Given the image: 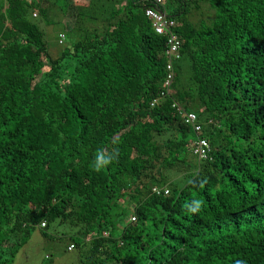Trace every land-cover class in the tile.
<instances>
[{
	"label": "trees",
	"instance_id": "obj_1",
	"mask_svg": "<svg viewBox=\"0 0 264 264\" xmlns=\"http://www.w3.org/2000/svg\"><path fill=\"white\" fill-rule=\"evenodd\" d=\"M152 1L0 0V264L36 229L78 264H264V0H163L169 86Z\"/></svg>",
	"mask_w": 264,
	"mask_h": 264
},
{
	"label": "rangeland",
	"instance_id": "obj_2",
	"mask_svg": "<svg viewBox=\"0 0 264 264\" xmlns=\"http://www.w3.org/2000/svg\"><path fill=\"white\" fill-rule=\"evenodd\" d=\"M59 5L57 4V7ZM57 7L51 9L45 18L38 20V25L45 32L46 42L52 55H58L75 39V34L70 26L64 23ZM59 34L64 35V39L60 44ZM130 221H133L132 217ZM42 233L55 235L54 230L51 228ZM67 245L68 242L64 237L59 240H47L36 229L31 233L27 243L19 249L12 264H78V251H67Z\"/></svg>",
	"mask_w": 264,
	"mask_h": 264
},
{
	"label": "built area",
	"instance_id": "obj_3",
	"mask_svg": "<svg viewBox=\"0 0 264 264\" xmlns=\"http://www.w3.org/2000/svg\"><path fill=\"white\" fill-rule=\"evenodd\" d=\"M30 1V0H28ZM163 4V0H153L152 6L145 9V16L152 22V27L154 31L159 35H167V47L165 54L168 57L167 61V76H166V84L165 86H169V84L174 79V70H173V59L178 58L179 50H180V40L176 34L172 32V29L175 28V21L170 19L166 16V14L161 10V6ZM36 14H33V17H35ZM62 42V41H61ZM172 107L176 108L177 110H180L179 106H177L175 103L172 105ZM182 113V112H181ZM182 116L184 118L185 124L191 126L195 132H200L201 127L197 123V116L194 113L189 112H183ZM209 149V144L207 141L203 138H198L194 142L193 146V154L197 156L198 159L204 160L207 158V151ZM152 191L155 194H160L163 192V194H168V189H157L153 188ZM133 219V218H132ZM46 225V222H42L40 224L41 228H44ZM72 245L68 247V250L72 249Z\"/></svg>",
	"mask_w": 264,
	"mask_h": 264
},
{
	"label": "clouds",
	"instance_id": "obj_4",
	"mask_svg": "<svg viewBox=\"0 0 264 264\" xmlns=\"http://www.w3.org/2000/svg\"><path fill=\"white\" fill-rule=\"evenodd\" d=\"M105 163H107V161H105ZM69 246H70V245H69ZM69 246H68V247H69ZM67 249H68V248H67Z\"/></svg>",
	"mask_w": 264,
	"mask_h": 264
}]
</instances>
